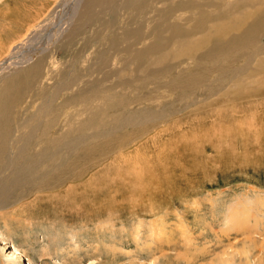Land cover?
Wrapping results in <instances>:
<instances>
[{
    "label": "rangeland",
    "instance_id": "rangeland-1",
    "mask_svg": "<svg viewBox=\"0 0 264 264\" xmlns=\"http://www.w3.org/2000/svg\"><path fill=\"white\" fill-rule=\"evenodd\" d=\"M68 2L0 0V61L7 62L8 56L16 62L21 51L35 45H44L43 53L23 64L19 60L18 67L46 57L43 74L28 78L27 84L14 79L7 84L27 76H21L23 70L14 61L0 69V108L6 103L11 112L6 121L0 119V167H7L0 171V184L10 173L23 183L13 187L18 198L0 207V264H264V79H252L239 94L231 89L254 68L260 54L235 63L223 55L220 69L203 82L171 89L183 77L192 78L203 60L208 63L203 55L181 57L165 74L139 78L135 90H111L122 91L115 103L93 99L86 107L81 102L64 112L60 101L77 89L60 88L53 94L67 81L64 69L93 62V49H105L113 35L107 30L106 38L101 37L100 28L109 19L99 6L93 21L81 8L58 30L69 12ZM223 9L226 20L229 13L238 15ZM126 11L116 10L114 21L120 25H112L115 37L128 19ZM82 19L90 22L86 35L96 33V43L81 49L84 34L76 30L71 39L78 46L63 50L50 45L56 31L63 36ZM46 93L48 100L56 98L53 105L46 102ZM52 106L58 111L53 113ZM18 167L29 169L21 176ZM55 170L62 176L39 187Z\"/></svg>",
    "mask_w": 264,
    "mask_h": 264
},
{
    "label": "bare ground",
    "instance_id": "bare-ground-1",
    "mask_svg": "<svg viewBox=\"0 0 264 264\" xmlns=\"http://www.w3.org/2000/svg\"><path fill=\"white\" fill-rule=\"evenodd\" d=\"M221 1L223 2V0H118V1H116V0H83L82 4L79 5L80 0H69V2H68V4L70 5L69 12H68V14H67V12H66V14H64L63 23L58 30L65 27V25L63 26L64 20L66 19V21H67L70 14L71 15L76 14V17H77L78 12H76V11L77 10L79 11V9H81V8L84 11H86L85 13L87 15L88 20L93 21L94 19H96L98 17V15H97L98 13H96L95 7L99 6L101 14H102V12H105L108 16V19H109L107 25L105 27L102 26L100 28V32L102 34L101 37L106 38L105 34L107 33V30L109 33H112L113 35L112 36L110 35L109 37H107L106 42H105L107 47L105 49L99 48V46H98V48L93 49L94 51H93L92 55L95 54L93 62L89 61L90 63L87 64L86 66H84V68H82V69L77 68V67H73V69L71 67H69L68 69L66 68L67 70L64 69L66 77H67V81L66 80L63 81L61 83V86L57 87V90H56L57 92H54L53 94H56V93L59 94L61 89H63V90L69 89L71 86L76 87L77 89L74 91V93H75L74 95H68L66 97V99H62L60 101V103L62 105L61 107H64V108H62L63 109L62 111L65 112V107H67V108L74 107L75 108L81 102H84V107H86V103L89 104L88 101L93 100V99H100V100L105 99L108 101H109V99L110 100L114 99V103H115V101H117L115 99L120 95V93L122 91L118 94L117 92L113 93L111 90H115V89L119 88L120 86L121 87L122 86L123 87L128 86L132 90H135V88H136L135 82L139 78L153 79V78L157 77V75H159L160 73L165 74L166 71H170V70H172V68L174 69V67L176 65L173 66V61L176 59H179L181 57H187V58L190 57L191 58L192 56H195V55H201V57L203 55L207 58L208 63L203 64L202 63L204 61L203 60L201 62V65L198 64V68L200 70L197 69L196 70L197 72L194 74V76L192 78H189V79H184L185 77H183V76H185L184 75L185 70L182 69L181 74L179 73L183 77V78L181 77L182 80L178 81V79H177V81L179 83H177V84L175 83L176 85L174 84V85H172V87L169 84L171 89H173V88L176 89L177 88L176 86L186 87L189 89V88H191V86H195V85L199 84L200 81L203 82L210 73L214 72L215 70L220 69L219 63L221 60V56H223V55H226L225 57L229 60V62L235 63L238 60H242V58L245 60H248V62H249L253 56H255L256 54H260V56L257 58V60L255 62L254 68L246 76H244V79L243 80L239 79V80H237L238 82H235V83H233V85H231V89H232V91H234V93L236 91V93L239 94L241 91L245 90L247 88L248 82H251L252 79H256V78L264 79V41H263V43H261L262 42L261 39H263L262 37H264V17H263V15H264V0H225V1H227L226 3H221ZM258 3L259 4L263 3V5H258ZM118 7L125 9V11L128 10V11H126V12H128V19L126 20L125 19L126 17L124 18L126 20V23L122 24L121 28L119 27L121 32L120 33L118 32L119 36L115 37L116 33H115V30L113 29L112 25L114 22H116V20L114 21V18L117 16L116 10L118 9ZM219 7H221V8L224 7L225 10H228L229 12L231 11L232 12L231 14H234V11H237L238 15H236V12H235V16L232 15L231 17H229L230 13H229V15H227V13H225L228 17V20H226V18L222 15L223 11L221 12V10H220L221 8H219ZM65 9H66V11H68V5L65 7ZM63 11H65V10L63 9ZM185 12L188 13V14H186V16H184ZM225 12H227V11H225ZM262 13H263V15H262ZM15 20H17V19H15ZM88 20L85 21L82 19V21H83L82 23L80 22V23H76V25H72V26L70 25L69 28H67L66 32H64L63 36H61L62 33L59 35L60 31L59 32L56 31L54 33V37L50 40V45H55V43H56L55 46L57 47V45H59L63 50H67V49L72 48V45L76 46L78 44V41L75 39L74 40L71 39L72 34H73V38H75L76 30L79 32V34H84V37L81 39L82 40L81 42L84 43L81 45V49L85 48V44L96 43V39L98 37V36H95L96 33L93 36L92 35L91 36L86 35L87 29H88L89 23H90V22H88ZM119 20H121V19H119ZM242 20H244L245 23L248 22V23H251L252 25L251 24L246 25L245 23L242 22ZM75 21H77L76 18H75ZM75 21H73V22L75 23ZM116 24H119V23L116 22ZM97 29L99 30L98 27H97ZM95 31H97L96 28H95ZM117 31H118V29H117ZM55 34H56V36H55ZM58 37H61V38L58 39ZM37 46L38 45H35V48L32 50L21 51L22 53L18 54L21 56H20V58H17L18 61H16V62H15V59L14 60L12 58L10 59V57L7 56L6 58L8 60H5L7 62H4V61L1 62L0 61L1 62L0 63V69H2V68L4 69V67L6 65H10V64L12 65L13 61H14L15 66L18 64L17 67L19 66L20 63L23 64L25 62H28L30 59H32V57L35 54L36 55L40 54L45 47L44 45L41 46V48H38ZM76 51H74V52H76ZM86 52H85V54H88ZM9 55H11V54H9ZM15 55L17 56V54L12 53V56H15ZM78 55H80V54H78ZM45 59H46L45 55H39L28 66H24V68L21 66L18 67L20 69L22 68V70H23L22 72H20L22 74L21 76H25V75H27V76H25L24 78L23 77L11 78L10 80H8V83L7 82L6 83L8 85H10V83L14 84V81H17V82H22V83L27 84L28 78H29V80H34L36 78H39L41 76V74H43L42 71H43ZM19 60H21L20 63H19ZM91 64H92V67L89 66ZM245 65L246 64H244V66ZM184 69H186V68H184ZM94 72L96 73L95 77L92 75ZM193 73H194V71H193ZM179 74H177V76H179ZM195 75H196V77H195ZM12 79H14V81ZM137 82H139V81H137ZM175 82H176V80H175ZM169 83H170V81H169ZM139 84H144V83L141 82ZM139 84H137V85H139ZM145 84H147V83H145ZM144 86L145 85H143V88H144ZM169 86H165L164 88H167ZM159 87H161V85H159ZM161 88H163V87H161ZM150 90L152 91L151 88H150ZM182 90L180 88V91H182ZM184 90H186V89H184ZM148 92H150V91H148ZM179 92L177 94H179ZM184 92L186 93V91H184ZM193 92H194V90H193ZM132 94H134V93L132 92ZM152 94H154V93H152ZM45 95H46V102H49L48 105L49 104L51 105L52 102L56 101V98L48 100L47 97H49V93H46ZM108 95H110V96L108 97ZM136 95H138V94H136ZM147 95H146V97H147ZM153 96H155V95H153ZM159 96L160 95H158V97ZM120 97L122 98V96H120ZM133 97L135 98V96H133ZM162 98H160V99H162ZM181 98H180V100H181ZM183 98H184V102H185V95ZM137 99H139V98H137ZM12 100L13 99L11 98V101ZM125 100H127V98ZM176 100L177 99H175V101ZM11 101H9V103H11ZM133 101H134V99H133ZM172 101H173V99H172ZM177 101H179V100H177ZM123 104H121V105H123ZM132 104H133V102H132ZM157 104H158V102H157ZM161 104L163 105V101ZM3 105L5 106V108L4 107L0 108V119L4 118L5 119L4 121H6V118L9 119L11 116L10 115L11 112L9 110L10 106L6 103H4ZM101 105H103V104L101 103ZM165 105H166V108H168L169 105L168 106H167V104H165ZM181 105H183V104H181ZM170 106H171V104H170ZM44 107L46 108V106H44ZM95 107H97V106H95ZM106 107L108 109V106H106ZM120 108H121V106H120ZM104 109H105V107H104ZM112 109H114V108H112ZM117 109H119V106ZM121 109H123V107ZM53 110H54L53 113H55L58 111V108L54 109V107L52 106V111ZM60 110H61V108H60ZM133 110L135 111V109H133ZM41 111H43V110H41ZM84 111H86V109ZM87 111H89V110H87ZM110 111H112V110H110ZM113 111H115V109ZM119 111H121V110H119ZM72 112L68 114L67 120H69V118L72 117ZM40 113L45 114V112H40ZM154 114H153V116H154ZM48 115H49V113H48ZM117 115H118V112H117ZM117 115H115L116 118H117ZM165 115H167V114H165ZM103 116H105V113ZM134 116H135V114H134ZM119 117H120V115H119ZM122 117H124L123 114H122ZM131 117H130V119H131ZM148 117H151V116L148 115ZM106 118H109V117H106ZM128 118H129V116H128ZM154 118H157V117L155 116ZM162 118H163V116H162ZM41 119H43V117ZM50 119H53V117ZM110 119H111V117H110ZM114 119L115 118L113 116V123H114ZM148 119H150V118H148ZM101 121L103 122V120H101ZM121 121H123V120H121ZM109 122H111V121H109ZM126 122H127V120H126ZM128 122H129V119H128ZM1 124L2 123H0V125ZM28 124H29V122L25 124L26 128H29L30 125L27 126ZM65 125H66V123H65ZM112 125H114V124H112ZM117 125H119V124H117ZM127 126H129V125H127ZM62 128H64V127H62ZM118 130H119V128H118ZM72 132H73V130H72ZM76 133H77V131H76ZM82 133L84 134V132H82ZM66 134L68 135V133H66ZM99 134H101V133H99ZM74 136L76 137V135H74ZM58 138H60V137H58ZM86 138H88V137H86ZM86 138H82V139H86ZM4 139H6V137ZM59 141L62 142V139ZM56 143H57V139H56ZM63 143H65L64 145H66V142H63ZM76 143H77V141H76ZM59 145L62 146L60 143H59ZM57 168L60 170L64 169L62 167H57ZM0 169H1L0 171L4 172L7 170V167L6 166L0 167ZM26 169H29V168L28 167H20V168L18 167V172L20 173L21 176H23V173L26 171ZM54 169H52V171ZM8 175H9L8 180L4 181L3 184H0V187H1V189H0V207L1 208L6 206L9 202L15 201L18 198L17 190L14 191L13 187L15 185L18 186V185L23 184L21 182L22 179H19L16 176H15L16 177L15 178L13 176V175H15V173L14 174L10 173ZM60 175L62 176L61 172L56 173V170H55L53 173V177L51 179H49L48 178L49 176L48 177L45 176L43 182L39 185V187H42L43 185H49V184H51V182L55 183L54 178L59 179L58 176H60ZM6 189L10 190V191H6Z\"/></svg>",
    "mask_w": 264,
    "mask_h": 264
}]
</instances>
